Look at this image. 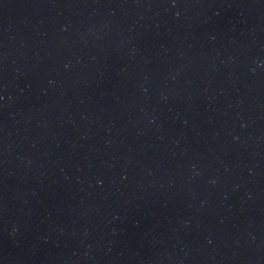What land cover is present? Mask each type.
<instances>
[{
    "label": "water",
    "instance_id": "obj_1",
    "mask_svg": "<svg viewBox=\"0 0 264 264\" xmlns=\"http://www.w3.org/2000/svg\"><path fill=\"white\" fill-rule=\"evenodd\" d=\"M0 264H264V0H0Z\"/></svg>",
    "mask_w": 264,
    "mask_h": 264
}]
</instances>
